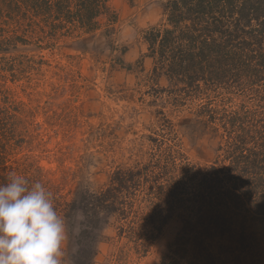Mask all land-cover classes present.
Instances as JSON below:
<instances>
[{"label": "trees", "instance_id": "trees-1", "mask_svg": "<svg viewBox=\"0 0 264 264\" xmlns=\"http://www.w3.org/2000/svg\"><path fill=\"white\" fill-rule=\"evenodd\" d=\"M110 2L0 0V56L30 40L77 41L100 31L103 22L114 28L117 15ZM163 14L164 23L145 33L153 72L189 87V101H200L195 121L218 141L216 164L206 168L203 192L190 202L197 210H190L189 218L179 213L185 200L176 185V163L186 158L178 145L163 151L162 138L151 140L156 160L118 169L106 188L77 191L71 201L61 202L45 179H26L52 192L67 224L75 212L81 214V234L91 237V230L115 219L117 237L139 258L179 220L163 264H264V0H165ZM189 165L185 176L196 171ZM13 173L18 175L12 165L0 164V185ZM98 242L96 233L84 251L87 258H93ZM232 255V262L223 261Z\"/></svg>", "mask_w": 264, "mask_h": 264}, {"label": "rangeland", "instance_id": "rangeland-1", "mask_svg": "<svg viewBox=\"0 0 264 264\" xmlns=\"http://www.w3.org/2000/svg\"><path fill=\"white\" fill-rule=\"evenodd\" d=\"M164 2L111 0L114 28L103 22L100 31L77 41L30 40L0 56V164L12 165L24 178L45 179L61 202L71 201L77 191L106 188L118 169L156 160L151 140L162 138L163 151L178 145L185 155L176 163V185L189 199L179 213L189 218L197 210L190 202L204 189L202 176L216 164L218 141L195 121L200 101H189V87L153 72L145 33L164 23ZM185 165L196 171L185 176ZM77 214L66 223L63 264H163L181 225L172 222L148 256L139 258L117 237L119 224L110 218L95 231L99 242L87 258L84 251L96 233L81 234ZM229 257L222 259L232 262L234 255Z\"/></svg>", "mask_w": 264, "mask_h": 264}, {"label": "clouds", "instance_id": "clouds-1", "mask_svg": "<svg viewBox=\"0 0 264 264\" xmlns=\"http://www.w3.org/2000/svg\"><path fill=\"white\" fill-rule=\"evenodd\" d=\"M65 219L41 182L15 173L0 185V264H63Z\"/></svg>", "mask_w": 264, "mask_h": 264}]
</instances>
